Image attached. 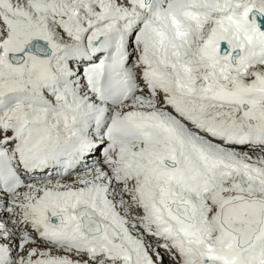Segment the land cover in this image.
Listing matches in <instances>:
<instances>
[{
	"label": "snow or ice",
	"instance_id": "6c2138e0",
	"mask_svg": "<svg viewBox=\"0 0 264 264\" xmlns=\"http://www.w3.org/2000/svg\"><path fill=\"white\" fill-rule=\"evenodd\" d=\"M0 264H264V0H0Z\"/></svg>",
	"mask_w": 264,
	"mask_h": 264
}]
</instances>
